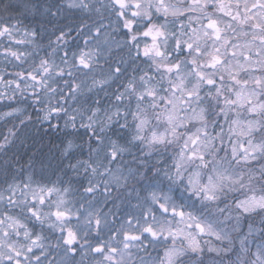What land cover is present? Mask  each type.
I'll return each mask as SVG.
<instances>
[{"label":"clouds","instance_id":"clouds-1","mask_svg":"<svg viewBox=\"0 0 264 264\" xmlns=\"http://www.w3.org/2000/svg\"><path fill=\"white\" fill-rule=\"evenodd\" d=\"M125 2L126 6L121 7L116 0H5L18 9L12 18L16 27L14 36L24 42L15 45L7 37L0 39V74L39 70L41 61L47 59L62 68L64 75L56 76L55 68L41 75L44 84L35 86V96L31 95L32 87L20 91L0 85V190L9 181L23 184L31 176L34 183L58 182L60 187L70 183L69 200L77 201L83 195L81 185L109 180L113 173H119L128 180L127 186L122 183L117 192L130 191L134 186L142 197V201L133 197L130 203L121 206V216L132 212L141 217V225L151 222L157 229L161 224L176 228L178 218L165 214L152 202L150 193L156 191L161 194V203L169 207L174 203L201 222L213 224L212 233L201 235L191 230L202 250L195 254L186 251L176 264H264V209L245 213L237 207L252 196L264 197V153H256L248 162L243 160L242 152L235 161L231 155L234 146L239 152L240 144L245 147L249 142L264 144V114L249 115L246 108H239L229 112V120L225 121L221 112L226 107L224 100L197 75L203 72L206 78L219 84V77L224 75L222 66L209 68L208 54L219 48L225 64L234 65L237 59H242L229 54L232 46L252 40V33L259 30L253 29L254 21L241 25L232 17L239 13L241 18L257 15L260 19L258 14H264V8L252 7L257 0H229L224 5L232 13L229 16L220 10L217 0H202L200 4H194L193 0ZM70 3L75 6L70 8ZM133 12L137 15L133 16ZM210 20L217 21L224 30L219 41L206 27ZM126 21L131 22L130 29L125 27ZM150 28L164 34L153 41L151 36L144 35ZM193 29L209 35L201 36L197 42ZM26 31L37 35L26 36ZM61 32L63 39L59 38ZM243 32L248 35H242ZM224 39L229 40L226 48L222 47ZM177 40L181 42L180 49L176 48ZM186 42L193 43L191 50L185 47ZM7 47L16 49L20 59L8 55ZM146 48L148 55L144 54ZM157 51L163 55L157 56ZM85 52L89 53L86 56L89 68L77 62ZM173 64L179 65V69L171 73L162 67ZM250 75L253 74L241 72L240 78L248 79ZM254 75L264 77V72ZM179 78L184 80L188 91L199 85L198 96L187 103L183 102L187 99L183 91H173ZM32 83L24 81L25 85ZM223 83V96L232 97L227 75ZM249 87L264 101V89H256L254 84ZM231 88L235 90L236 85ZM148 90L154 96H148ZM169 100L173 104L167 103ZM174 105L177 119L169 124L165 114ZM201 111L203 120L196 118ZM237 111L241 120L259 122L251 136L230 133L231 120L236 118ZM153 136L163 137V142H154ZM195 136L200 137L196 147L202 151H205L203 142L209 139L214 142L215 147L208 145L205 151L207 166H202L205 162L187 159L188 152L194 150L188 138ZM186 142H189L187 150ZM221 147L224 151L219 150ZM177 163L181 165L179 173ZM218 169L230 179L223 181L217 198L208 201L202 194H194L189 180L199 174L201 183L207 185L209 177L216 179ZM163 196H169L170 200L165 201ZM121 200L116 203L121 204ZM136 204L140 206L133 207ZM6 205L7 201L0 205V211ZM21 207L25 206L17 207L16 211L20 212ZM142 214L148 219H143ZM172 244L170 239L161 237L153 241L145 236L135 242L130 264H160ZM175 246H184V241H175ZM60 251L54 245L45 247L48 255L45 257L41 252L39 264L53 259Z\"/></svg>","mask_w":264,"mask_h":264},{"label":"snow or ice","instance_id":"snow-or-ice-1","mask_svg":"<svg viewBox=\"0 0 264 264\" xmlns=\"http://www.w3.org/2000/svg\"><path fill=\"white\" fill-rule=\"evenodd\" d=\"M202 0H193L194 4H200ZM220 10L225 12L226 15L231 16V11H226L224 8L225 3L229 0H217ZM116 3L121 7L126 6L125 0H116ZM75 5L70 3L69 7ZM136 7H139L137 4ZM253 8H264V2L257 0L252 6ZM0 39L7 37V39L15 45L23 43V40H17L14 36L16 27L14 26L13 17L18 14V9L11 3H5V0H0ZM165 11H168L165 8ZM246 11H250L246 9ZM175 14V13H174ZM123 16V13H121ZM133 16L137 13L133 12ZM245 15L243 18L237 13L232 18L239 21L241 25H246L248 22L254 21L252 24L253 29L259 30L252 33V40H244L240 44L232 46L229 53L233 57H242L237 59L235 64H225L223 56L219 55L220 49H215L214 52L209 53L207 66L216 69L217 66H222L224 75L229 79V91L234 94L232 97H224L223 90L225 85L223 83L224 75L219 77L220 83L212 78H206V74L198 72L197 75L200 80H203L209 87H214L216 96L224 100L225 108L221 110L223 119L229 120L228 113L236 111L239 108H246L249 115L264 114V101L259 99V93L249 87V84H254L256 89H264V77L254 75L258 72H264V14ZM126 28H131V22H125ZM212 31L213 38L217 41L223 38V28H221L217 21L210 20L206 25ZM230 27V26H229ZM195 33V40L199 42L201 36L207 37L208 32L199 33L193 29ZM164 33L160 30L153 31L151 28L144 33L146 37L151 36L153 41L157 37L162 36ZM25 35L35 36L36 32H25ZM242 35L247 36V32ZM59 38L63 39V33L59 34ZM229 40L224 39L222 47H227ZM156 47V45H153ZM185 47L188 50L193 48V43L186 42ZM176 48H181V42L176 41ZM6 52L16 60L20 59L19 52L12 48L7 47ZM144 54H149V49L144 50ZM200 54L199 47L196 48V55ZM67 56V52L64 54ZM89 53H82L77 62L83 68H89L90 64L86 56ZM157 56L163 55L160 51L156 52ZM196 63L195 60L192 61ZM164 70L171 73L179 69V65H163ZM56 69V76L64 75L62 68H58L54 63H49L47 59L41 61V69L39 70H17L12 73L0 74V85L6 89L15 88L23 91L24 87H32L31 95H36V85L44 84L40 79L41 75H47ZM119 71V69H116ZM241 72L251 73L248 79L242 80L240 78ZM71 75V72L68 73ZM11 77V78H9ZM32 81V85H25L24 81ZM23 85V86H22ZM185 82L179 78V82L173 84V91H183L187 100H191L193 96H198L199 85H194V91H188L184 87ZM231 85H236L233 90ZM75 87V86H73ZM148 96H154L152 90H148ZM173 104V101H167ZM19 111V110H17ZM53 111H56L55 109ZM11 115V113H8ZM196 118L203 120V111L197 114ZM165 119L172 124L177 119L175 105L173 110L165 114ZM143 123V122H142ZM258 121L254 120H241L237 111L236 118L231 120L230 133L232 135H239L243 137L251 136L256 130ZM175 132V129L173 130ZM203 134L207 136L206 130ZM153 141L162 143L163 137L153 136ZM188 141L191 144L193 151L188 152V160H199L205 162V151L208 150L207 146L212 145L214 142L209 139L204 143L205 151L198 149L196 146L200 143V137H189ZM189 142L184 144V149L189 148ZM231 142V141H230ZM224 151L223 147L219 149ZM244 153L243 160L248 162L250 158L254 157L256 153H264V144H252L249 142L248 146L244 144L239 145V152L237 147L231 150L232 159L235 161L239 153ZM115 156V153H113ZM184 158V153H181V159ZM223 164V161H220ZM202 166H207L206 162ZM181 165L177 163L176 168L179 173ZM95 174V169H93ZM182 179V177H180ZM230 179L222 174V170L216 171V179L213 180L209 177L208 184L204 185L199 179V174L193 179L189 180V185L196 195H203L205 200H215L216 193L222 189L223 181ZM128 178L121 176L119 173H113L109 180L96 182H89L87 186L81 185L83 188V195L77 198V201H70L69 196L72 193V188L69 186L60 187L57 183L51 185L45 183H34L32 177L27 178V182L23 184L9 181L6 183L3 190H0V205L7 201V205L0 211V264H39L41 261L40 253L43 252L47 257L48 253L44 252L45 247H52L61 249L56 256L49 260L45 259L44 264H130L131 257L134 255L132 249L135 242L142 241L145 236L150 237L153 241H158L161 237L165 240L173 242L171 247H168L164 253V258L160 264H176L177 258L183 256L186 251L191 253H199L201 249L200 241L191 231L195 229L201 235L213 232V224L201 222L193 213L185 212L183 207H177L174 203L169 207L166 203L160 202L161 194L153 191L150 193L153 203L158 204L159 208L165 214L178 218L176 228H171L168 225L161 224L158 229L153 227V223L149 222L141 225L139 220L141 217H135L132 212H127L123 216L120 215V208L131 202L133 197L142 201L139 191L133 186L130 191H120L117 189L123 183L127 186ZM115 185V187H113ZM19 193V196L17 195ZM112 193H116L112 195ZM55 196V199H53ZM121 200V204H117V200ZM165 201H169V196H163ZM31 201V203H29ZM86 205V207H85ZM21 207L20 212L16 211L17 207ZM140 204L133 205L139 207ZM245 213L256 212L257 210L264 209V197L259 199L255 196L242 201L237 204ZM142 218L147 220L148 217L142 214ZM156 220L155 215L152 216V221ZM136 225L135 228L132 225ZM139 229V231H137ZM188 229V231H185ZM47 230V235L45 233ZM217 234V239H219ZM183 240L184 246L178 248L175 246V241ZM50 241V242H48ZM212 251V249H209ZM119 256V260L117 257Z\"/></svg>","mask_w":264,"mask_h":264}]
</instances>
